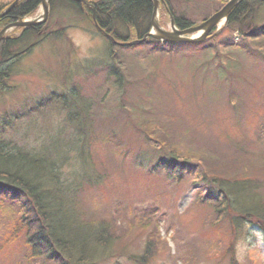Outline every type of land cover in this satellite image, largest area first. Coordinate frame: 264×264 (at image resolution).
Segmentation results:
<instances>
[{
    "label": "rangeland",
    "instance_id": "obj_1",
    "mask_svg": "<svg viewBox=\"0 0 264 264\" xmlns=\"http://www.w3.org/2000/svg\"><path fill=\"white\" fill-rule=\"evenodd\" d=\"M14 1L0 0L3 11ZM230 1L161 0L158 23L170 32L179 16L196 27ZM255 1L251 18H225L201 44L122 46L113 58L107 38L119 42L71 5L48 1L45 20L40 4L0 28L1 41L26 29L19 21H42L38 45L1 68L0 126L38 159V176L54 167L58 193L78 199L94 226L70 233L87 240L94 264H264V233L229 221L209 197L227 200L229 186L234 208H264V2ZM22 207L0 196V264H55L30 255ZM99 225L105 247L93 239Z\"/></svg>",
    "mask_w": 264,
    "mask_h": 264
},
{
    "label": "trees",
    "instance_id": "obj_2",
    "mask_svg": "<svg viewBox=\"0 0 264 264\" xmlns=\"http://www.w3.org/2000/svg\"><path fill=\"white\" fill-rule=\"evenodd\" d=\"M55 3L73 6L92 22L94 15L98 27L119 43L142 40L149 32L153 11L151 0H94L92 2L93 8L84 7L81 3L72 0H50L51 6ZM255 3L259 2L242 0L227 15L226 25H237L242 18L247 16L251 18ZM40 4L41 0L19 1L0 19V28L15 22L17 19L31 16ZM6 5L0 4V13L6 8ZM175 22L179 30H185L193 26L187 19L179 16L175 17ZM42 29L43 26L41 25L31 26L23 29L19 36L6 37L0 41L1 82L6 78L1 68L4 69L10 62L18 60L38 45L40 36L43 35ZM256 30L258 35H264V28H256ZM107 39L110 44L108 53L111 58L115 55L114 49L116 47L118 50L127 48V46L123 48L118 44L116 45L112 39ZM149 44L155 45L158 50H163L164 48H161L163 46L173 48L175 45L163 44L153 38H148L136 45L146 46ZM130 48H134V46ZM5 70H8V68H5ZM7 125L2 124L0 126V196L17 200L23 206L24 213L28 215V218H24L21 222L18 233L22 228H26L25 241L29 246L30 255L41 258L44 262L51 260L55 264H94L93 253L87 249L85 243L87 240H83L80 236L75 238L76 235L70 233V226L73 223L80 226H94L83 217V213L79 210L78 199L74 194L71 195L72 192H69V195L58 193L60 187L54 184L53 177L59 175L54 172V167L49 173L52 176L47 174L48 171L46 177L38 176L41 167L38 164V159L28 156L17 144L5 139ZM223 185L222 183L220 185L222 189H224ZM70 189H73V187ZM228 189H230L231 194L234 193V190L229 186ZM231 194L227 200V193L223 191H218L214 195L209 194V197H213L210 199H214V201L220 199L219 206L215 208L217 212H220L231 222H234L233 217L236 215L242 221L251 222L264 233V208L260 206H253L250 210L234 208L233 199L229 198ZM207 197L205 196V198ZM68 199H70L71 207L69 205L65 206ZM221 208L223 213L220 210ZM230 209L236 210L235 213H227ZM241 217H244V219ZM99 222L101 225L107 223L105 221ZM101 225L95 228V232H92V234L94 239L96 232H98L99 235L95 238V241L99 243L98 247H105L102 237H104L106 229ZM149 259L145 264L150 261Z\"/></svg>",
    "mask_w": 264,
    "mask_h": 264
},
{
    "label": "water",
    "instance_id": "obj_3",
    "mask_svg": "<svg viewBox=\"0 0 264 264\" xmlns=\"http://www.w3.org/2000/svg\"><path fill=\"white\" fill-rule=\"evenodd\" d=\"M19 1L20 0H15L9 8H7L5 11L2 12V14H0V18L3 15H5L8 11H10ZM72 1H75L78 3H84L86 6L93 8L92 5H90V3H89L90 0H72ZM151 1L153 2V6H154L153 15H156L158 3L161 0H151ZM258 1L264 2V0H258ZM41 4L45 10L44 17H43V19L45 20L47 18V15H48V1L47 0H41ZM237 4H238V0H231L223 8H221L218 12L213 14L210 18H208L207 20L202 22L200 25H198L196 27H190V28L185 29V30L177 29L175 26V22L172 18H171L172 28H171L170 32L163 30L158 24L155 25L154 20H152V27L153 28L151 29V31L149 33H147L145 35L144 39L140 40L139 42H144L146 39H148L150 37L153 39L159 40L161 42H165V43H200V42H203L207 39L209 32L212 29H214V27L217 26L221 20L223 21L225 18H227V15L231 12V10ZM154 17H153V19H154ZM41 23H42V21H37V20L29 21L28 20V21H23V22L19 21L15 25L22 26L24 28H28V27L35 26V25H38ZM154 28H156V30H158L157 34L152 32V30ZM199 31H201V35L199 36V38L194 39L193 37H191L192 34H195ZM3 34H4V31H2L0 33V38L2 37ZM135 43H136V41L129 42V43H118V44L121 46H132V45H135Z\"/></svg>",
    "mask_w": 264,
    "mask_h": 264
},
{
    "label": "bare ground",
    "instance_id": "obj_4",
    "mask_svg": "<svg viewBox=\"0 0 264 264\" xmlns=\"http://www.w3.org/2000/svg\"><path fill=\"white\" fill-rule=\"evenodd\" d=\"M47 1H50V0H47ZM93 20H94L93 22L97 25L94 16H93ZM154 23H155V25H156V24L159 25V23H158V14H156L155 17H154ZM220 24H222V20L220 21ZM157 31H158V30H156V28H154V29L152 30V32L155 33V34H157ZM200 35H201V31H199V32H197V33H195V34H192L191 37H193L194 39H196V38H199Z\"/></svg>",
    "mask_w": 264,
    "mask_h": 264
}]
</instances>
